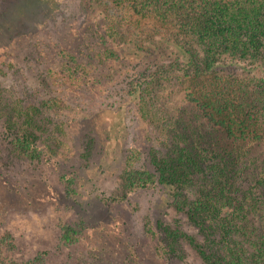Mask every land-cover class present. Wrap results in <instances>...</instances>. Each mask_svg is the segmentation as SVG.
I'll return each instance as SVG.
<instances>
[{
	"label": "trees",
	"instance_id": "1",
	"mask_svg": "<svg viewBox=\"0 0 264 264\" xmlns=\"http://www.w3.org/2000/svg\"><path fill=\"white\" fill-rule=\"evenodd\" d=\"M80 15L107 47L96 54L103 64L98 78L85 70L66 75L75 79L74 89H65L72 97L68 99L83 108L98 93L105 94L124 80L125 72H133L134 77L128 80L129 97L119 104L114 125L106 121L95 127L97 133L92 129L90 123L106 111L102 106L94 111L99 115L91 110L89 116L70 120L88 122L81 129L88 133L86 144L101 132L104 138L115 139L122 151L126 130L121 118L129 100L139 102L138 111L146 121L155 126L162 122L169 111L157 101V88L169 70L179 72L177 77L188 83L186 98L212 131L206 136L174 115V129L160 127L162 144L141 149L142 167H130L126 155L117 158L124 160V166L114 199L122 200L132 191L159 189L144 216L142 237L129 240L128 227L123 228V223L121 227L108 212L109 204L88 188L86 201L75 204L78 221L61 226L62 241L96 242L92 229L100 228L123 245L125 264H189L186 245L203 264H264V156L254 148L264 147V0H80ZM124 29L129 33L127 41L121 40ZM9 34V27L0 26V53L16 37ZM8 58L2 56L0 65ZM10 99L0 88V141L7 142L0 163L6 164L10 153L33 161L42 155L48 162L51 149L32 130L31 115L37 106L28 98L23 105L15 96ZM25 115L22 125L18 118ZM66 166L61 177L76 195L86 183L76 179L79 170L69 169L72 164ZM87 172V181L96 185L99 178L94 170ZM170 207L183 214L194 231L187 232L176 219L168 220ZM88 216L91 221L97 218L92 229ZM97 243L100 248L93 245V258L110 254L108 242ZM2 259L0 264H34Z\"/></svg>",
	"mask_w": 264,
	"mask_h": 264
},
{
	"label": "rangeland",
	"instance_id": "2",
	"mask_svg": "<svg viewBox=\"0 0 264 264\" xmlns=\"http://www.w3.org/2000/svg\"><path fill=\"white\" fill-rule=\"evenodd\" d=\"M4 3L7 4L3 9ZM0 10L3 18V25L0 26L9 27L10 36L16 35L14 41L6 43L8 45L11 42L7 51L0 53V59L5 55L9 57L0 65L2 95L9 100L15 96L19 99V105H23L28 98L34 107L37 106L31 115L34 121L32 130L36 137L44 140L52 153L46 162L42 155L33 161L9 152L6 156L10 160L6 164L0 163L4 164L0 165V240L5 239L3 243L0 242L1 260H31L34 264H125L123 245L117 244L111 233L100 228L92 229L91 225L97 218L91 221L88 216L86 219L93 230L91 238L112 246L107 247L110 254L104 253L100 259L92 257V253H96L93 245L100 248L97 241L80 239L65 243L61 239V226L78 221L80 215L75 204L86 201L85 192L89 188L109 204L108 212L121 223V227L122 223L123 228L128 227L129 240L142 237L144 216L159 194V189L132 191L122 200L114 199V195L118 196L120 192V174L124 166V160L117 158L126 155L127 161L132 163L128 164L130 167H142L144 154L141 149L145 151L152 145L162 144L164 136L160 127L174 129V115L199 127L206 136L207 132L212 131V126L187 100L188 83L177 77L179 72L169 70L167 79L157 88V101L169 111L162 122H155V126L146 121L138 111L139 102L129 100L121 118L126 130L122 151H118L120 148L115 139L104 138L101 132L97 136L93 135L86 144L88 133L82 128L88 122L70 123V120L89 116L91 110L94 112L98 106H102L106 111L94 112L96 115L101 113V116L90 123L92 129L97 133L95 127H101L104 125L101 123L106 121L108 126L114 125L119 104L129 97L126 92L129 89L128 80L134 78L133 72H125L127 77L113 84L110 91L98 93L89 101V106L78 108L65 92L66 87L74 89L75 79L67 78L66 75L85 70L98 78L103 64L99 63L96 54L107 47L80 15V0H0ZM124 32L121 40L127 41L129 33L127 30ZM230 70L238 72L236 68ZM26 116L18 118L23 122L22 125ZM43 117L47 118L46 123ZM0 148L3 154L7 142L0 141ZM254 148L257 149L256 153L264 156V147ZM66 160L73 165L69 169L79 170L76 173V179L80 178L79 183H86L76 195L71 194L61 177L64 167L69 165ZM88 169H93L96 173L94 177L99 178L96 185L87 181ZM99 170L101 176L98 175ZM25 191L29 192V196L25 195ZM2 192L6 197H3ZM167 219H176L187 232L194 231L185 216L172 207L168 208ZM86 230L84 227L83 231ZM185 249L186 263L203 264L188 245Z\"/></svg>",
	"mask_w": 264,
	"mask_h": 264
}]
</instances>
